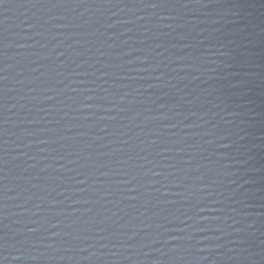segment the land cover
Instances as JSON below:
<instances>
[{"label": "water", "instance_id": "1", "mask_svg": "<svg viewBox=\"0 0 264 264\" xmlns=\"http://www.w3.org/2000/svg\"><path fill=\"white\" fill-rule=\"evenodd\" d=\"M0 264H264V0H0Z\"/></svg>", "mask_w": 264, "mask_h": 264}]
</instances>
